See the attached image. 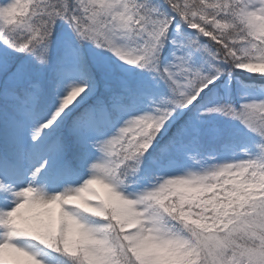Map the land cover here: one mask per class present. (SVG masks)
I'll return each instance as SVG.
<instances>
[{
    "label": "snow or ice",
    "instance_id": "obj_1",
    "mask_svg": "<svg viewBox=\"0 0 264 264\" xmlns=\"http://www.w3.org/2000/svg\"><path fill=\"white\" fill-rule=\"evenodd\" d=\"M0 264H264V0H0Z\"/></svg>",
    "mask_w": 264,
    "mask_h": 264
}]
</instances>
